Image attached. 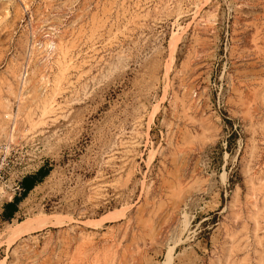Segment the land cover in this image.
I'll return each instance as SVG.
<instances>
[{"label": "rangeland", "instance_id": "1", "mask_svg": "<svg viewBox=\"0 0 264 264\" xmlns=\"http://www.w3.org/2000/svg\"><path fill=\"white\" fill-rule=\"evenodd\" d=\"M40 166L0 264H264V0H0V214Z\"/></svg>", "mask_w": 264, "mask_h": 264}, {"label": "bare ground", "instance_id": "2", "mask_svg": "<svg viewBox=\"0 0 264 264\" xmlns=\"http://www.w3.org/2000/svg\"><path fill=\"white\" fill-rule=\"evenodd\" d=\"M110 215L111 214H108L107 217H110ZM58 222H60V220L52 223H58ZM48 223H50V221H46L44 214L38 213L36 215H33V217H31L30 219L16 222L15 224L12 223L13 225L7 226L4 232L5 236L7 237L5 239H7L6 241L8 242V245H10L11 242H13L16 238L20 237L21 235L34 230H38ZM169 262H170V252L166 254L163 264H169Z\"/></svg>", "mask_w": 264, "mask_h": 264}, {"label": "trees", "instance_id": "3", "mask_svg": "<svg viewBox=\"0 0 264 264\" xmlns=\"http://www.w3.org/2000/svg\"><path fill=\"white\" fill-rule=\"evenodd\" d=\"M49 170V168L41 166L36 170V176L25 175L21 178L20 184L22 185V191L18 195H14L11 202L3 204V211L0 214V217L3 220H11L13 213L17 211V204L34 187V185L43 180V178L49 173ZM7 208L8 210H6Z\"/></svg>", "mask_w": 264, "mask_h": 264}, {"label": "crops", "instance_id": "4", "mask_svg": "<svg viewBox=\"0 0 264 264\" xmlns=\"http://www.w3.org/2000/svg\"><path fill=\"white\" fill-rule=\"evenodd\" d=\"M41 167V166H40ZM36 176V171L35 172H33V173H31V174H29L28 176ZM19 185H20V187L22 186L20 183H19ZM34 187H35V185H34ZM12 201V197L10 198V199H8L5 203H9V202H11ZM19 204V203H18ZM18 204H17V211H15L14 213H13V216L18 212ZM6 210H8V208L6 209ZM2 211H3V208H2Z\"/></svg>", "mask_w": 264, "mask_h": 264}, {"label": "built area", "instance_id": "5", "mask_svg": "<svg viewBox=\"0 0 264 264\" xmlns=\"http://www.w3.org/2000/svg\"><path fill=\"white\" fill-rule=\"evenodd\" d=\"M17 190H18V194H19V193H20V190H22V189H19V188L17 187ZM18 194H17V195H18Z\"/></svg>", "mask_w": 264, "mask_h": 264}]
</instances>
